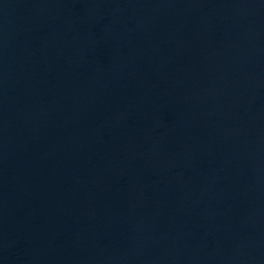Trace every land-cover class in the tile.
<instances>
[{
	"label": "water",
	"instance_id": "obj_1",
	"mask_svg": "<svg viewBox=\"0 0 264 264\" xmlns=\"http://www.w3.org/2000/svg\"><path fill=\"white\" fill-rule=\"evenodd\" d=\"M0 264H264V0H0Z\"/></svg>",
	"mask_w": 264,
	"mask_h": 264
}]
</instances>
